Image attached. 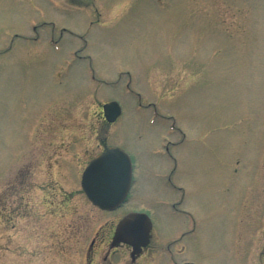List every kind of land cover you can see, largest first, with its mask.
I'll return each mask as SVG.
<instances>
[{
    "label": "rangeland",
    "instance_id": "1",
    "mask_svg": "<svg viewBox=\"0 0 264 264\" xmlns=\"http://www.w3.org/2000/svg\"><path fill=\"white\" fill-rule=\"evenodd\" d=\"M112 147L133 182L105 211L80 180ZM132 211L187 232L136 264H264V0H0V264H131Z\"/></svg>",
    "mask_w": 264,
    "mask_h": 264
},
{
    "label": "water",
    "instance_id": "2",
    "mask_svg": "<svg viewBox=\"0 0 264 264\" xmlns=\"http://www.w3.org/2000/svg\"><path fill=\"white\" fill-rule=\"evenodd\" d=\"M104 116L114 121L121 113L117 101L103 105ZM132 164L130 156L118 147L109 148L92 159L85 167L81 186L88 199L104 210H113L125 200L131 185ZM151 220L144 212H129L116 225L112 244H130L138 253L149 242Z\"/></svg>",
    "mask_w": 264,
    "mask_h": 264
},
{
    "label": "flooded vegetation",
    "instance_id": "3",
    "mask_svg": "<svg viewBox=\"0 0 264 264\" xmlns=\"http://www.w3.org/2000/svg\"><path fill=\"white\" fill-rule=\"evenodd\" d=\"M51 24L54 25V23H52V22H51ZM169 184L173 187V189L175 188L176 190H181V187L179 185H176L170 178H169ZM171 206L172 207H176V203L171 204ZM149 234H150V237H149L148 244L146 246L142 247L141 250L138 253L134 254L133 253L134 248L131 245L125 244V243H118L116 245H112L111 244V248L115 249V248H117V247H119L121 245L125 246L127 248V250H128V253L130 254V263L131 264H136L138 258L141 256V254L144 253L145 249L147 250V248H153L154 247L153 241H155V242H157V245H158V246L156 245V248H158L159 251H161L160 257L163 258V256H164L165 261H166L167 254H168L169 257H171L170 249H171L172 244L180 242V240L183 239V237L187 234V232L185 231L179 237L173 238L172 240L166 242V241L161 240V237L156 236V234L153 232V224H152V227L149 230ZM112 236H113V233H112ZM108 253H109V251L107 252V254ZM107 257H108V255H105L103 261L106 262ZM175 262H177V261H175ZM187 263L188 264H193V263L188 262V261H183L182 262V264H187Z\"/></svg>",
    "mask_w": 264,
    "mask_h": 264
}]
</instances>
